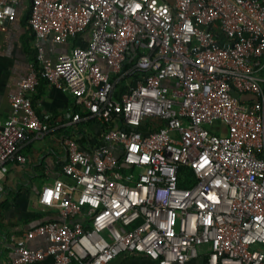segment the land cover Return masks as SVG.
<instances>
[{
    "label": "built area",
    "instance_id": "built-area-1",
    "mask_svg": "<svg viewBox=\"0 0 264 264\" xmlns=\"http://www.w3.org/2000/svg\"><path fill=\"white\" fill-rule=\"evenodd\" d=\"M22 3L0 0V22ZM30 26L42 78L106 129L91 155L64 139L74 184L39 200L62 220L30 230L13 264H264V0H32ZM74 39L57 62L44 47ZM38 79L0 123V194L6 165L51 133L30 97ZM37 238L49 246L32 250Z\"/></svg>",
    "mask_w": 264,
    "mask_h": 264
},
{
    "label": "crops",
    "instance_id": "crops-1",
    "mask_svg": "<svg viewBox=\"0 0 264 264\" xmlns=\"http://www.w3.org/2000/svg\"><path fill=\"white\" fill-rule=\"evenodd\" d=\"M22 6L23 3L20 10ZM23 12L22 10L17 21L13 23L0 22V123L15 114L13 97L20 92L21 83L35 70L29 50L32 48L37 52L36 39L30 43L31 46L26 43L28 33L22 24ZM44 47L54 62L74 49L71 42L64 46L45 42ZM102 66L109 70L106 63L103 62ZM30 97L39 118L50 127L51 133L43 139L32 137L26 143L22 150L27 160L26 165L11 163L4 169L5 191L0 194V264L1 260L13 264L16 245L30 230L41 224L62 220L59 212L46 210L40 204L43 189L57 180L74 184L64 173L68 163L64 139L67 136L66 131L73 127L75 105L80 101L70 91L54 88L47 81L40 83L39 79ZM83 109L85 118L89 120L87 122L94 121L92 128L87 130L88 142L83 148L91 155L94 150L103 146L105 125L90 119L87 110L84 107ZM117 153L120 154L118 151ZM7 202L11 207L3 211L1 206ZM48 246L43 238L29 242V247L34 251L46 249ZM47 263H52V259H48ZM113 264L155 263L141 256L125 255ZM193 264H202V261L197 260Z\"/></svg>",
    "mask_w": 264,
    "mask_h": 264
},
{
    "label": "trees",
    "instance_id": "trees-1",
    "mask_svg": "<svg viewBox=\"0 0 264 264\" xmlns=\"http://www.w3.org/2000/svg\"><path fill=\"white\" fill-rule=\"evenodd\" d=\"M24 11L23 14V19H22V24L23 26L26 28L27 33H28V37L26 38V43L28 45H30V43L35 40V34L30 26V18H31V13H32V0H23V6L19 12V14L21 13V11ZM71 43L73 44L74 48L77 46V41L74 39L71 41ZM31 46V45H30ZM29 46V48H30ZM35 49H30L29 53H30V57L33 60V64H34V68L38 73L39 76V81L40 83L42 81H45L42 78V70L40 69V65L37 62V54L34 51ZM83 105H81V103H77L75 105V112L73 113V116H75L76 114H80L82 116V118L84 119L83 122L79 123V124H74L73 127L69 128L66 132H67V136L66 138H70L73 139L75 141H77V143L79 144L81 150L84 148L85 144L88 142V138H87V130H90L92 128V124H94V121H90L87 122L89 120H87V118H85V115L83 113L84 109H83ZM106 129V126L104 128V130ZM103 130V131H104ZM140 131L142 132H148V131H152V127L149 125L143 126ZM66 135V134H65ZM104 144V141H103ZM84 151V149H83ZM181 187H188L186 185L185 182H183V180L180 183ZM11 207V204L9 202L3 204L1 206V209L3 211L9 209ZM56 221H60V220H55ZM211 252V248L209 246H205L203 248L200 249V257H204L205 255H207L208 253Z\"/></svg>",
    "mask_w": 264,
    "mask_h": 264
},
{
    "label": "rangeland",
    "instance_id": "rangeland-1",
    "mask_svg": "<svg viewBox=\"0 0 264 264\" xmlns=\"http://www.w3.org/2000/svg\"><path fill=\"white\" fill-rule=\"evenodd\" d=\"M214 126H215L216 128H218L219 130L222 129V126H220L219 124H215Z\"/></svg>",
    "mask_w": 264,
    "mask_h": 264
},
{
    "label": "water",
    "instance_id": "water-1",
    "mask_svg": "<svg viewBox=\"0 0 264 264\" xmlns=\"http://www.w3.org/2000/svg\"><path fill=\"white\" fill-rule=\"evenodd\" d=\"M1 263H2V264H7V262H5V261H2V260H1Z\"/></svg>",
    "mask_w": 264,
    "mask_h": 264
}]
</instances>
